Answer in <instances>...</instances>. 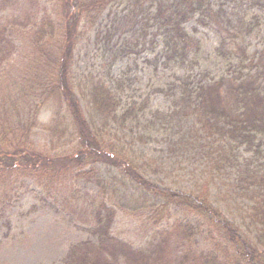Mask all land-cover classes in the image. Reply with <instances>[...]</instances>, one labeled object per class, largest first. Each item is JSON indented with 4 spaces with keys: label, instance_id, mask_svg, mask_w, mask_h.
I'll return each instance as SVG.
<instances>
[{
    "label": "trees",
    "instance_id": "1",
    "mask_svg": "<svg viewBox=\"0 0 264 264\" xmlns=\"http://www.w3.org/2000/svg\"><path fill=\"white\" fill-rule=\"evenodd\" d=\"M14 1L0 0V16ZM118 1L66 0L62 23L54 22L48 11L34 22L36 31L42 24L40 38L61 40L69 63L61 69L67 71L59 83L40 59L30 65L35 71L16 69L14 32L6 34L0 25V93H21L27 103V91L37 90V96L46 95L43 104L54 97V106H59L47 124L32 119L13 138L0 121V224L12 205L9 192L21 187H16L18 178L10 182L12 173L42 176L38 179L47 181L41 186L51 194L67 172L54 169L55 160L71 161L79 177L101 188L98 164L114 163L126 172V184L140 192L141 200H133V207H153L155 221L165 212L180 213L171 223L172 232L163 231L149 247L134 248L114 234L118 209L108 198L96 209L90 236L72 243L59 264H162L171 233L177 257L167 264H264V41L252 50V39L261 35L264 0H132L128 4L135 8L130 10L133 14L118 12L100 37L104 50L95 73L78 79L71 67L82 35L81 20L96 17ZM203 29L214 32L211 48L202 43ZM144 51L150 52L144 58L155 77L147 74L148 66L132 72ZM128 58H134L129 67L114 74L116 62ZM139 73L146 74L148 88L170 102L168 110L153 108L150 96L137 95L133 85L139 86ZM1 106L7 108L2 100ZM28 106L31 112L34 107ZM34 125L53 129L61 138L67 135L78 145L71 152L59 151L54 159L51 153L32 150L28 139ZM162 135L170 156L197 151L210 165L215 163L214 169L206 167L204 184L183 188L147 178L144 165L134 161L135 145H148ZM53 144L55 149L61 143ZM245 203L247 208L241 209ZM233 205L245 213L241 219L231 216Z\"/></svg>",
    "mask_w": 264,
    "mask_h": 264
},
{
    "label": "rangeland",
    "instance_id": "2",
    "mask_svg": "<svg viewBox=\"0 0 264 264\" xmlns=\"http://www.w3.org/2000/svg\"><path fill=\"white\" fill-rule=\"evenodd\" d=\"M65 1L15 0L14 4L7 3L8 9L2 12L0 25L6 34L11 33V30L14 32L15 40L13 39L11 49H13L12 63L16 64V69H26L27 72L29 70L35 71L30 69V65L40 59L43 67L47 66V69L48 67L53 69L54 75H56L55 82L59 83V80L61 82L62 76L67 71L66 69L61 73V69L67 68L69 63L62 51L61 40L52 37L40 38L42 24L39 25L37 31L36 25L33 24L36 21L39 23L46 11L51 15L50 17L54 22L62 23L65 17L63 8ZM131 1L119 0L111 3L96 17L81 20L78 32L82 35L76 49V57L73 59L74 64L71 67L72 71L74 70L72 73H75L78 79L85 78L91 72L95 73L96 67L101 61V53L104 50V44L100 42V37L110 28L109 25L118 12L124 9L120 13L121 15H127L128 12L129 16L133 14L130 10H135V8L129 5ZM194 24L195 21L193 20L187 26L191 28ZM260 32L261 35L258 38L252 39V50L257 49L259 43L261 46L264 41V22L260 27ZM200 36L203 38L202 43L205 44L206 48H211L214 43V32L203 29ZM116 40L117 37L113 42ZM61 53H63L62 56ZM149 54V51L141 53L137 63L131 67L132 72L148 66L147 74L156 76L144 58L150 57ZM43 55L44 57L41 58ZM133 59L118 60L113 66V73H121L120 70L129 67L130 61L133 62ZM139 75L141 78L137 82L139 86L133 85V88L137 90V95L143 93V96H150L153 108L168 110L170 102L162 94L155 93L151 89L152 87L146 86V74L139 73ZM35 76L36 73H33L31 78ZM27 96L29 100L26 103V99L21 93L9 92L8 94L6 91L0 93V100L7 107H0V121L2 120V123H5L11 130L8 132L9 138H13L19 132L22 124H28L32 119L35 122L37 117L39 123L47 124L52 117L53 109L59 107L54 106L56 102L54 97L50 98L47 104H43L41 99L45 98L46 95L42 93V95L37 96V90L32 92L28 90ZM28 103L34 107L31 112H28ZM10 106L11 108H9ZM16 106L17 109L14 110ZM7 109L14 110V114ZM63 111L66 113L64 107ZM119 133L129 135V132ZM72 139L69 140L67 135L61 138L53 129L34 125L30 131L28 139L30 143L28 144L32 150L51 153L54 159L57 157L56 153L65 152L66 149L71 152L78 145V141ZM55 140L60 141L61 144L53 149ZM125 140L131 141L130 137H125ZM3 142H5L4 138ZM62 144L64 148H62ZM168 149V141L165 140L164 135L148 145H141L137 142L134 150L136 151V160L134 161L144 165L147 178L155 180L160 185L191 188L197 182L204 184V173L208 171L206 167L210 166L211 169H214L215 163L210 165L205 157L197 155V151H181L170 156ZM245 156H248V153H245ZM71 163V161H54V169L64 168L67 172L63 173L58 184L55 182L51 194L48 193L46 187L41 186L42 182L47 181L45 178L38 179L42 176L34 178L12 173L10 182L13 184L14 180L18 178L21 182H18L16 187L20 185L21 187L9 192L12 205L5 216L3 213L1 220L0 264H59L72 243L87 239L90 236L89 229L92 220L95 218L96 209L108 198L115 202L118 209L113 224L114 234L129 241L136 249L149 247L151 241L159 238L163 231H171V223L175 222L176 216H180V213L174 210V216L165 212L160 215L161 220L155 221L152 214L153 207L146 208L147 210L133 207V200L135 202L141 200L140 192L126 184L128 177L123 174L126 172L123 170L121 173L114 163L108 167H102L101 164H98L99 169L102 170L103 188L99 187L95 181L79 177L77 171L71 168ZM145 163H148L149 167ZM88 165L86 166L87 169L90 168ZM227 181L228 183L230 181L232 185L234 183L231 177ZM215 184L223 186L218 182ZM151 202L149 200V203ZM246 204L240 205V208H247ZM238 209V206L235 208L233 205L231 216L241 219L245 213ZM7 219L10 220L9 223L6 222ZM245 220L246 223L249 222L248 219ZM174 241L175 238L171 233L167 243L169 247H166L163 253L162 264H167L169 260L171 262L173 258L176 259Z\"/></svg>",
    "mask_w": 264,
    "mask_h": 264
}]
</instances>
